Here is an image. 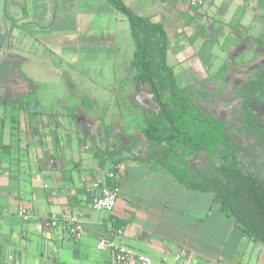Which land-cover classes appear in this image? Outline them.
I'll return each instance as SVG.
<instances>
[{
	"label": "crops",
	"instance_id": "0c3cea01",
	"mask_svg": "<svg viewBox=\"0 0 264 264\" xmlns=\"http://www.w3.org/2000/svg\"><path fill=\"white\" fill-rule=\"evenodd\" d=\"M121 1L164 28L179 88L254 77L264 64V0L197 9L189 0ZM0 37V245L17 264H115L96 247L118 223V242L156 261L173 264L178 253L186 264H264V248L212 193L187 189L138 153L102 147L110 132L129 144L151 91L131 67V24L109 0H0ZM51 76L56 84L42 78ZM113 180L116 208L94 210L92 198ZM70 217L79 240L47 226Z\"/></svg>",
	"mask_w": 264,
	"mask_h": 264
},
{
	"label": "trees",
	"instance_id": "16d2710c",
	"mask_svg": "<svg viewBox=\"0 0 264 264\" xmlns=\"http://www.w3.org/2000/svg\"><path fill=\"white\" fill-rule=\"evenodd\" d=\"M109 1L131 24L136 44L131 67L136 73V81L150 87L162 111L159 120L144 121L143 133L148 142L166 147L165 157L168 158L182 150L186 155L197 152L212 154L218 147H223L226 154L223 160L227 164L216 167L215 173L205 176L201 183L179 177L169 168L168 171L187 189L212 193L214 201L242 229L244 236L264 248V178L240 167L237 157L238 154H248V148L237 143L222 122L199 111L194 104L195 88H179L172 68L166 63L168 35L164 28L136 16L121 0ZM10 78L5 77L3 82ZM30 89H34L32 82ZM259 92H264V64L243 85L244 102L248 104ZM167 94L170 101L166 99ZM247 116L252 131L257 135L251 148H259L264 161V129L259 127L255 116L250 113ZM116 183V180L112 181L113 185ZM118 227L124 226L118 223Z\"/></svg>",
	"mask_w": 264,
	"mask_h": 264
},
{
	"label": "rangeland",
	"instance_id": "374dc122",
	"mask_svg": "<svg viewBox=\"0 0 264 264\" xmlns=\"http://www.w3.org/2000/svg\"><path fill=\"white\" fill-rule=\"evenodd\" d=\"M253 70V67H251L247 71ZM42 78L56 84L55 81H52L55 80L54 76ZM194 78L192 77V80ZM251 78L209 77L204 83L196 87L194 104L202 114L222 122L236 142L248 148V154H238L239 166L255 176L264 178L263 154L259 148H251L256 143L257 135L252 131L249 124L250 118L247 116V113L255 116L259 127L264 129V92H259L248 104L243 102L233 106L234 103L244 100L242 87ZM166 99L170 101L168 94ZM142 106L143 108L139 106L142 113L138 121L135 122L138 125L135 128V133L129 135V144H124L118 136H113L115 139L110 140L109 138L112 137L110 132L102 144L105 150L123 155L138 153L140 157L159 164L156 162L157 160L161 162L162 166L169 168L179 177L196 183L203 182L205 176H212L216 167L227 164L223 160V157L226 156L223 147H218L212 154L197 152L186 155L182 150L169 158L165 157L166 147L154 146L148 142L145 136H142L143 127L145 126L144 121L147 119L157 121L162 113L152 91L148 92L147 98L143 96ZM123 135L127 137L126 132H123ZM258 246L263 249L260 243H258Z\"/></svg>",
	"mask_w": 264,
	"mask_h": 264
},
{
	"label": "built area",
	"instance_id": "2783aa9c",
	"mask_svg": "<svg viewBox=\"0 0 264 264\" xmlns=\"http://www.w3.org/2000/svg\"><path fill=\"white\" fill-rule=\"evenodd\" d=\"M214 0H189L191 8L197 9L204 5L212 3ZM97 188V186H94ZM121 195V189L118 184L110 185L102 190L99 195L92 198L91 206L96 211H105L112 213L117 206ZM24 220L29 219V215L21 214ZM47 226L52 229L60 230L74 240L81 237L80 222L75 217L64 220L53 219L47 222ZM125 235L124 228L112 229L108 234L101 237L97 244V250L110 252L115 264H169L164 261H156L151 257L136 252L129 245L118 242ZM0 264H17L16 256L13 253H7L0 245ZM173 264H186L180 254H173Z\"/></svg>",
	"mask_w": 264,
	"mask_h": 264
},
{
	"label": "water",
	"instance_id": "95a60500",
	"mask_svg": "<svg viewBox=\"0 0 264 264\" xmlns=\"http://www.w3.org/2000/svg\"><path fill=\"white\" fill-rule=\"evenodd\" d=\"M243 102H244V100H241V101H239V102L234 103L233 106L237 105L238 103H243ZM233 106H232V107H233Z\"/></svg>",
	"mask_w": 264,
	"mask_h": 264
}]
</instances>
